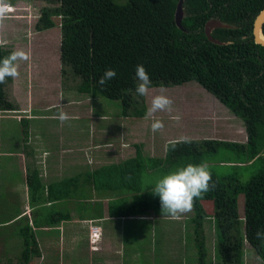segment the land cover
Here are the masks:
<instances>
[{
    "label": "trees",
    "instance_id": "obj_1",
    "mask_svg": "<svg viewBox=\"0 0 264 264\" xmlns=\"http://www.w3.org/2000/svg\"><path fill=\"white\" fill-rule=\"evenodd\" d=\"M34 1L45 3L39 9L35 30L60 28V76L62 87L69 92L87 94L92 100L119 101L122 116L143 118L147 113L145 96L135 94V68L142 64L152 88L195 81L243 121L245 142L175 140L166 144L162 157L144 155L145 145L139 142L130 158L88 171L85 187L109 193L107 215L171 218L153 195L154 183L148 178L154 170L168 173L189 163L206 164L218 154L232 167L257 164L258 170L245 181L236 172L218 176L211 171L209 190L193 201L190 223L195 264H243L246 244L264 264V237H257L258 232L264 233V46L252 37L253 21L264 8V0H183L182 28L175 22L179 0ZM212 19L232 26L211 32L227 44L218 45L206 37L204 25ZM11 52L10 46L0 44V58ZM106 69H114L116 77L100 85ZM12 81L8 78L0 84V112L17 110L7 93ZM144 171L150 173L145 178ZM33 180L37 181V175L28 177L35 202L42 197V186L38 189L39 182L33 185ZM78 206L80 218L104 215L102 200H87ZM208 216L214 224L211 245L205 231ZM62 218L66 217L58 216L48 224H59ZM22 225V249L13 264H29L39 254L28 221Z\"/></svg>",
    "mask_w": 264,
    "mask_h": 264
},
{
    "label": "crops",
    "instance_id": "obj_2",
    "mask_svg": "<svg viewBox=\"0 0 264 264\" xmlns=\"http://www.w3.org/2000/svg\"><path fill=\"white\" fill-rule=\"evenodd\" d=\"M0 44L3 45V42L0 41ZM18 75L22 74L18 71ZM23 76L27 79L29 71ZM43 82L45 83V86H41L43 90L34 91L32 89L37 88V84L34 82L32 83L30 80L19 82L13 78L11 82L13 89L17 90L21 87L24 89V95L28 94L25 108L32 106L34 100L41 101L40 106H45L43 112L40 113L38 110L32 117L23 115L21 112L17 113L19 112L17 109L14 111L16 115L1 116L2 120H0V176L2 173L9 176L15 171V174L19 175L23 182L24 195L28 197L29 201L31 200L30 206L28 208L25 206L15 214L14 218L0 219V234L2 235L0 238V264H13L17 261L22 249V240L19 234L23 232L22 223L26 221L35 236L39 250V254L35 255L29 264H82V259L87 257L95 258L89 264H98L99 262H101L100 264H117L118 262L119 264H147L148 260L152 264H163L160 259L173 262L172 259L175 258L171 259L165 249L169 246L174 247V245L179 248L182 242L179 239L174 241L173 237L167 233L185 227H188L193 233L191 223L188 226L183 225V227L164 223L153 224L154 218L159 219L160 217L153 215L138 218L109 217L107 215L109 193L103 191L99 193L95 188L85 187L88 171L130 158L135 154V144L138 142L127 144L125 139H120V141L98 139L95 143L93 136L98 135L96 133L98 128L95 131L87 130L83 113L80 110L90 100L76 95L73 91L70 98L63 100L61 76H59L58 87L53 85L55 83L52 81ZM51 88L49 93L52 98L44 100V96L48 94L47 89ZM14 101L18 108L20 102L17 99ZM75 107L77 111L69 110ZM60 112L66 113L69 119L61 122L58 118ZM90 115H93L94 122L98 126L101 125L100 122L111 118L110 115L107 117V114L102 112L95 114L92 111ZM36 117H42V119H35ZM3 118H15L26 127L23 129L12 128L7 131L5 127H2ZM43 119L48 121L44 126L32 123V120ZM114 127H111L110 134L117 131V126ZM100 130L98 136L104 133L105 128L100 126ZM107 132L108 128L105 130V133ZM145 148L143 146L144 155L162 157L165 154V148L162 151L163 154H160L156 148H150L151 153ZM148 173V171H144L142 177L145 178ZM34 174L37 175V181L33 180V185L39 182L37 188L42 186L40 191L42 197H38L41 200L37 199L32 202L34 196L30 192L28 177L34 176ZM5 182L8 185V180L4 178L3 183ZM138 182H144V179ZM35 191L34 187L32 192ZM69 192H72V195H69ZM87 193L88 196L85 197ZM87 200H102L104 215L100 218H80L78 205L84 204ZM76 201L81 202L78 204ZM188 212L182 214L191 217L192 213ZM61 215L66 218H62L59 224H48L58 216L62 217ZM23 218L25 221L22 220ZM9 226H14L12 234L8 235L11 241L15 243L20 241L21 248L18 253H15L16 249L10 242L7 246L5 244V240L9 239L6 237L4 228ZM94 229L100 231L101 234L96 237V241H91L94 245L92 244L91 249L89 248L86 252L88 239L91 238ZM193 239L194 235L192 234V240L186 241L187 243H184L182 248L192 244L194 248L192 264H195ZM76 240L77 242H75ZM159 250L164 253L165 258L161 257ZM117 252L119 257L115 255ZM177 258L174 264H185L189 260L180 255Z\"/></svg>",
    "mask_w": 264,
    "mask_h": 264
},
{
    "label": "rangeland",
    "instance_id": "obj_3",
    "mask_svg": "<svg viewBox=\"0 0 264 264\" xmlns=\"http://www.w3.org/2000/svg\"><path fill=\"white\" fill-rule=\"evenodd\" d=\"M44 4L45 3L42 1L34 0H0V41L3 42L4 45L10 46L13 51L23 50L28 55L29 58L26 61L17 62L18 71L22 75H18L15 79L19 82L25 80H30L32 83L34 82V84H37V88L32 89L34 91L43 90L41 88V86H45L43 81H52L55 83L53 85H56V87L59 86L61 68L59 58L60 28L56 25L44 31L35 30L39 9ZM54 21L57 23L59 19L55 18ZM28 71L29 77L26 79L23 74L25 73L26 75ZM70 83L71 81H69V84ZM23 90L24 89L21 87L17 90L13 89L12 83L7 87L9 99L13 101L17 99L20 102V104L17 102L19 106L17 108L19 112L17 113L21 112L23 115L32 117L38 110H40V113L43 112V107L45 105L40 106L41 101L34 100L32 101V106L25 108V106H27L28 94L24 95ZM50 90H52V88L47 89L48 94L44 96V100L52 98L49 93ZM162 92L173 101L172 110L157 112L149 116L148 110L151 106L152 97ZM70 94L71 92H69L68 89L63 88L62 99L70 98ZM76 95H81L90 100L88 104L86 102L80 109L83 113V120H85V128L89 131H95L96 128H98L96 132L98 135L101 132L100 126L104 127L105 130L108 128V132L105 133L104 130L101 136L95 134L93 136L94 142L98 139L109 141H120V139H125L127 144L142 142L146 147V151L150 152V148H156L160 154H163L162 151L166 144L175 140L210 138L237 142L246 141V133L242 119L231 113L218 99L195 81L169 88H151L149 93L144 97L147 113L143 118L122 116L119 101L102 97H98L95 101H92L91 97L87 94L76 92ZM76 109L75 107L69 110L77 111ZM92 111L95 114L99 112L106 113L107 117L110 115L111 118L110 120L100 122L101 125L98 126V124L94 122L93 115H90ZM14 115H16L14 111L0 112V120H2L1 116L11 117ZM176 115H180L181 117L179 122L172 119V117ZM154 118L162 120L165 125L163 129L156 133L151 131V123ZM35 119H42V117H36ZM32 123L44 126L48 121L45 119L32 120ZM70 123H72V121H70ZM112 126H115L114 128L117 126V131L110 134L109 132ZM2 127L10 131L12 128L23 129L26 125L20 124V121L15 118H3ZM209 160L210 161L206 163L209 172L212 171L218 176L236 172L244 181L259 168L257 164L245 168L238 167L239 165L237 167H232L231 164L222 162L223 159L220 158V154L215 157L213 156V158H209ZM165 174L167 173H160L158 170H154V172L150 174L148 180L151 178V182L155 183L159 177ZM3 177L8 180V185L6 182L3 183ZM24 191L25 188L21 177L16 175L15 171L9 174V176H5L3 173L1 174L0 219L9 220L10 218H14L15 214L19 213L25 206H27V208L30 206V201L28 197L24 195ZM190 212L192 213L191 210ZM154 223L170 224L171 226L180 225L183 227V225L188 226L190 224V217L189 215L183 214L171 218H169V216H161L159 219L155 220ZM12 227L14 226L4 228L6 230V237L9 239L7 240L4 238L6 239L5 244L7 246L10 242L13 248L16 249L15 253H18L21 248L20 241L15 243L11 241L10 236H8L12 234ZM205 231L211 245L214 241V224L210 216H208L205 221ZM100 234V231H94V234H91V240L88 239L87 242L86 252L89 248L91 249V245H94L92 242L96 241V237H99ZM167 234L173 237L174 241L177 239L181 240L182 245L179 248L175 245L174 247H167L165 251L170 254L171 259L172 257L175 259H172L173 262H171V260L160 259L163 264L167 262L168 264H174L178 259V255L185 259H189L185 264H192V254L194 252L192 244L182 248L183 244L187 243L186 241L190 242L192 240L193 233H191L190 229L185 227L184 229L181 228V230H172ZM1 237L2 235L0 234V238ZM77 240L75 242H77ZM116 250L119 251L118 249ZM159 251L161 257L165 258L164 253L161 250ZM115 255L119 257L118 252ZM94 259V257L84 258L82 259V264H89V262ZM100 263L101 262L98 264ZM117 264H119V262ZM243 264H262L248 244L245 245Z\"/></svg>",
    "mask_w": 264,
    "mask_h": 264
},
{
    "label": "clouds",
    "instance_id": "obj_4",
    "mask_svg": "<svg viewBox=\"0 0 264 264\" xmlns=\"http://www.w3.org/2000/svg\"><path fill=\"white\" fill-rule=\"evenodd\" d=\"M28 58L23 50L11 52L8 56L0 58V84H3L8 78L17 77V62L26 61ZM115 77L116 71L114 69H106L98 83L105 85ZM135 81V94L137 97L146 96L153 86L152 80L142 64L137 65L135 68ZM172 104L173 101L163 92L155 95L151 99L148 115L152 116L157 112L171 111ZM58 118L61 122H64L69 119V116L60 112ZM172 119L179 122L181 117L176 115ZM164 126L162 120L154 118L151 123V131L156 133ZM211 180L212 176L206 164L189 163L159 177L154 183L153 195L158 197L161 210L172 217H176L191 210L193 201L209 190ZM257 237H264V233L258 232Z\"/></svg>",
    "mask_w": 264,
    "mask_h": 264
},
{
    "label": "water",
    "instance_id": "obj_5",
    "mask_svg": "<svg viewBox=\"0 0 264 264\" xmlns=\"http://www.w3.org/2000/svg\"><path fill=\"white\" fill-rule=\"evenodd\" d=\"M183 0H179L176 6L175 12V22L179 28H182L181 22L183 18V8H182ZM263 26H264V8L258 13L255 17L252 25V37L255 43L264 46V34H263ZM215 28H232L231 25L227 23H223L220 20H209L204 25V33L209 41L218 44V45H225L228 42L220 41L214 38L211 35L212 30Z\"/></svg>",
    "mask_w": 264,
    "mask_h": 264
},
{
    "label": "built area",
    "instance_id": "obj_6",
    "mask_svg": "<svg viewBox=\"0 0 264 264\" xmlns=\"http://www.w3.org/2000/svg\"><path fill=\"white\" fill-rule=\"evenodd\" d=\"M94 231H95V229H94ZM94 231H93V234H94ZM98 232V231H97Z\"/></svg>",
    "mask_w": 264,
    "mask_h": 264
}]
</instances>
